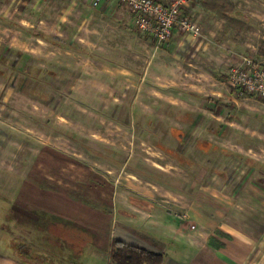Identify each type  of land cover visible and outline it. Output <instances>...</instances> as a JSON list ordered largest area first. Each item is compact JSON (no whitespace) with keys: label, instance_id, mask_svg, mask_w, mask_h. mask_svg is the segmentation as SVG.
<instances>
[{"label":"rangeland","instance_id":"374dc122","mask_svg":"<svg viewBox=\"0 0 264 264\" xmlns=\"http://www.w3.org/2000/svg\"><path fill=\"white\" fill-rule=\"evenodd\" d=\"M256 1L260 8L253 4ZM245 4L264 13V0ZM259 15L237 34L251 43L226 58L233 62L228 71L244 58L258 64L255 49L264 36V16ZM203 25L211 35L221 27L219 22ZM238 27L233 29L238 32ZM76 30L67 40L76 50L61 49L59 54L46 52L44 58L28 59L10 53L9 63L0 61V260H86L90 251L85 242L87 227L63 215L81 209L56 199L53 194L62 190L53 191L36 179L44 170H37L39 163L53 165L43 156L37 158L42 146L61 150L72 162L98 167L108 179L109 192L145 194L153 191L151 183H159L176 192L189 188L196 193L200 185L193 187L192 181L202 174L205 187L216 191L210 184L216 171L213 149L205 148L204 156L197 154L194 149L201 139L180 129L186 121L177 104L184 91L168 92L155 83L166 75L161 65L170 68L176 61V70L181 69L178 48L171 40L157 44L142 34L126 11L117 21L78 24ZM235 31L227 34L231 44ZM219 87L203 90L208 95L195 102L200 109L216 107L213 98L217 96L236 97L242 104L252 102L249 98L258 100ZM166 96L176 104L165 103ZM211 122L194 124L206 128ZM76 177L81 180L79 188L100 187ZM119 210L115 204L109 216L116 219Z\"/></svg>","mask_w":264,"mask_h":264},{"label":"crops","instance_id":"0c3cea01","mask_svg":"<svg viewBox=\"0 0 264 264\" xmlns=\"http://www.w3.org/2000/svg\"><path fill=\"white\" fill-rule=\"evenodd\" d=\"M92 1L0 0V60L9 63L6 57L10 53L28 59L44 58L46 52L59 54L61 49L76 50L67 40L76 33L78 24L92 25L94 21L106 24L117 21L122 12L130 14L116 0H101L97 6ZM201 2L193 0L185 8V15L198 25L199 34L186 35L176 29L171 37V44L182 54L181 69L176 70V61L170 68L161 65L166 75L155 83L168 92L184 91L177 104L183 114L181 119L186 121L180 129L201 139L194 149L197 154L204 156L208 147L213 149L216 171L210 184L216 191L205 187L202 174L192 181L193 187L200 185L196 193H191L189 188L176 192L159 183H151L153 191L145 194L109 192L108 179L98 172V167L72 162L61 150L42 146L36 151L37 158L43 156L53 165L44 167L39 163L37 170H44L36 179L53 191L62 190L53 194L56 199H66L81 209L63 215L87 227L85 242L90 251L86 260L3 257L5 260H0V264H113L114 241L163 255L162 264H264V99L249 98L252 102L242 104L236 97L217 96L213 98L216 107L204 109L195 103L208 95L203 90L209 87L227 86L229 93H235L236 89L226 83L227 71L233 64L226 58L231 54L236 56L244 45H250V40L237 38L235 27L226 31L229 19L204 9ZM245 2L252 0H231L235 19L247 24L260 17L259 14L264 16L257 11L261 7L259 1L253 2L257 6L254 8H248ZM216 22L221 27L215 29L217 34L211 35L203 24L215 26ZM231 30L235 31L232 44L227 40ZM224 31L225 35H220ZM55 39L70 47L56 44ZM263 39L264 36L255 49L260 65H264V60L257 56V51ZM178 72L180 76H176ZM163 99L165 103L176 104L168 96ZM198 120L212 124L199 128L194 124ZM186 162L193 167V163ZM76 174L84 177L82 181H95L100 187L79 188L77 182L81 180ZM115 204L120 207L116 219L109 216Z\"/></svg>","mask_w":264,"mask_h":264},{"label":"built area","instance_id":"2783aa9c","mask_svg":"<svg viewBox=\"0 0 264 264\" xmlns=\"http://www.w3.org/2000/svg\"><path fill=\"white\" fill-rule=\"evenodd\" d=\"M125 5L131 15L134 26L142 34L152 38L157 44L171 40L173 31L191 36L198 35L196 24L185 15V8L193 0H116ZM101 0H93L97 6ZM229 87L246 94L264 99V68L260 64L244 58L242 64L231 68L226 75Z\"/></svg>","mask_w":264,"mask_h":264},{"label":"trees","instance_id":"16d2710c","mask_svg":"<svg viewBox=\"0 0 264 264\" xmlns=\"http://www.w3.org/2000/svg\"><path fill=\"white\" fill-rule=\"evenodd\" d=\"M201 4L204 9L229 19L230 22L226 26V31L235 27V25H239L237 32L239 33L245 27L243 22L234 18V6L231 0H202ZM226 31L220 35H225ZM54 41L56 44H60L63 47H70L66 42L60 39H55ZM257 56L264 60V39L257 51ZM208 101L211 100L208 99ZM163 259V255L155 254L120 241L113 242L111 251V260L113 264H162Z\"/></svg>","mask_w":264,"mask_h":264}]
</instances>
